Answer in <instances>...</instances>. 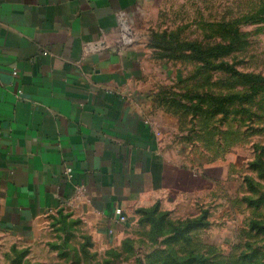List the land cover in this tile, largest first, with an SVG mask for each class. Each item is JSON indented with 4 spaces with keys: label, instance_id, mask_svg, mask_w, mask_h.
<instances>
[{
    "label": "crops",
    "instance_id": "1",
    "mask_svg": "<svg viewBox=\"0 0 264 264\" xmlns=\"http://www.w3.org/2000/svg\"><path fill=\"white\" fill-rule=\"evenodd\" d=\"M188 1L0 0L1 258L160 257L234 183L148 41Z\"/></svg>",
    "mask_w": 264,
    "mask_h": 264
},
{
    "label": "rangeland",
    "instance_id": "2",
    "mask_svg": "<svg viewBox=\"0 0 264 264\" xmlns=\"http://www.w3.org/2000/svg\"><path fill=\"white\" fill-rule=\"evenodd\" d=\"M148 41L193 138L226 153L236 180L207 212L164 229L160 257L100 264H264V0H189Z\"/></svg>",
    "mask_w": 264,
    "mask_h": 264
},
{
    "label": "built area",
    "instance_id": "3",
    "mask_svg": "<svg viewBox=\"0 0 264 264\" xmlns=\"http://www.w3.org/2000/svg\"><path fill=\"white\" fill-rule=\"evenodd\" d=\"M13 73H15V71ZM71 170H72L71 167H69V166L65 167L64 174H69L71 172ZM79 193H80V191H77L75 196L79 195ZM113 213L116 216L118 221L122 222L125 220V217L122 214V211L120 208H118V207L114 208Z\"/></svg>",
    "mask_w": 264,
    "mask_h": 264
}]
</instances>
